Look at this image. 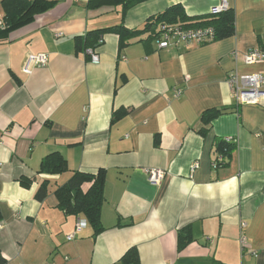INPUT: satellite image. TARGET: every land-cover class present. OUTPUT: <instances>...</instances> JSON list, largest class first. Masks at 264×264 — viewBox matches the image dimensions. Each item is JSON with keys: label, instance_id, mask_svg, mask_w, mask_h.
<instances>
[{"label": "crops", "instance_id": "1", "mask_svg": "<svg viewBox=\"0 0 264 264\" xmlns=\"http://www.w3.org/2000/svg\"><path fill=\"white\" fill-rule=\"evenodd\" d=\"M47 1L56 4L28 24L0 29L4 264H121L129 248L139 264H264V96L258 104H237L226 81L234 71L264 77V61L241 59L264 50V0H227L234 34L204 44L159 48L157 36H143L119 48L118 36L104 33L92 48L96 63L75 48V37L119 23L140 28L173 4L189 16L208 14L219 0H133L123 18L121 5ZM38 53L47 63L24 73L26 57ZM212 108L221 113L204 124L202 112ZM121 109L127 112L111 123ZM227 137L235 149L215 168L214 141ZM55 151L68 171L38 173L42 158ZM99 168L105 170L103 229L94 235L88 222L75 229L81 216L65 214L54 190L73 171ZM148 168L165 171L159 185L148 181ZM42 180L48 193L39 201L34 194ZM185 225L192 240L178 250L177 231Z\"/></svg>", "mask_w": 264, "mask_h": 264}, {"label": "trees", "instance_id": "2", "mask_svg": "<svg viewBox=\"0 0 264 264\" xmlns=\"http://www.w3.org/2000/svg\"><path fill=\"white\" fill-rule=\"evenodd\" d=\"M133 0H88L87 6L97 8L105 4L121 5L122 18L125 11ZM55 1L47 0H0V6L3 10L1 19L2 26L0 29L7 33L13 29L20 28L32 21L34 15L43 12L53 5ZM234 10L230 7L217 14H202L189 16L186 14L181 4H173L163 11L148 16L140 28H128L124 24L88 31L83 37L74 38L75 48L77 50H86L93 48L102 41V35L112 32L118 36L119 48L125 47L131 41L141 40L143 36L155 38L158 35V27L162 23H179L184 27L198 28L211 27L213 30L212 38L209 41H216L227 38L234 34ZM200 43V44H204ZM127 111L124 109L116 110L111 114L110 122L114 123L119 120ZM221 113V109L212 108L202 112L201 120L208 124ZM215 157L221 155L229 157L235 149V141H225L221 138L214 141ZM214 157V158H215ZM68 171L65 158L57 151L51 152L44 156L40 162L38 173L45 174H62ZM31 179L21 178L20 183L28 186ZM89 183V186L83 190L82 185ZM104 184L105 170L99 168L95 173L85 171H73L69 179L54 190L58 199V206L67 215L81 216L86 219L89 226L92 227L93 233L98 234L102 229L101 225V206L104 201ZM48 181L42 180L35 191L34 197L42 201L48 193ZM191 226L185 225L177 231V249H182L186 244L191 242ZM121 264H139L138 253L135 248H129L119 259ZM5 261L0 257V264Z\"/></svg>", "mask_w": 264, "mask_h": 264}, {"label": "built area", "instance_id": "3", "mask_svg": "<svg viewBox=\"0 0 264 264\" xmlns=\"http://www.w3.org/2000/svg\"><path fill=\"white\" fill-rule=\"evenodd\" d=\"M229 8L227 0H219L216 5L210 8V13L217 14L224 12ZM264 23V21H263ZM1 24V22H0ZM57 35H60L59 33ZM213 30L211 27H198V28H188L184 27L179 23H162L158 27V35L156 44L159 48H166L172 45H177L180 43L195 42L197 44L206 42L212 38ZM86 53L89 54L92 62L96 63L98 61L97 55L94 53L92 48H87ZM234 58L237 57V53H233ZM242 61L245 64H253L256 62L264 61V50L261 49H251L241 56ZM48 61V57L44 53L29 54L24 62L22 71L29 74L32 68L36 65H44ZM227 84L230 89L231 97L235 100L237 104H258L260 97L264 96V77L260 72L254 73H239L234 71L227 76ZM181 93L180 89L175 91L176 95ZM232 138L227 137L225 141H231ZM225 157L218 155L213 159V167H218L224 162ZM197 167V162L193 163L190 167L191 171ZM146 175L148 181L153 185H159L165 176V171L158 168H148L146 169ZM87 221L84 217H77L75 221V229L80 230L84 228ZM246 223L240 221V236L239 241L241 245L245 244L244 229ZM73 234L67 236V239H72Z\"/></svg>", "mask_w": 264, "mask_h": 264}]
</instances>
